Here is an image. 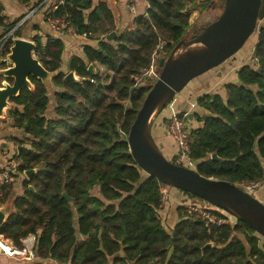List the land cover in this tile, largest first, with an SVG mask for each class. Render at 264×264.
<instances>
[{"label": "trees", "instance_id": "obj_1", "mask_svg": "<svg viewBox=\"0 0 264 264\" xmlns=\"http://www.w3.org/2000/svg\"><path fill=\"white\" fill-rule=\"evenodd\" d=\"M17 1L27 6L32 0ZM49 1L36 4L45 7ZM81 1L63 0L47 15L66 18L76 34L98 42L97 48L83 46V57L72 56L67 71L62 69L64 41L43 37L41 27H33L34 58L56 76L51 90L31 77L34 89H22L10 100L16 109L6 119L22 134L12 141L23 147L14 157L22 161V172H37L23 182L21 195L14 194L0 235L18 247L34 235L39 264H264V238L239 220L209 226L181 205L178 222L168 229L162 218L168 201L162 189L168 187L139 167L129 147L131 127L156 83L144 80L156 52L163 49L160 60L167 59L192 27L191 13H211L214 0H146V13L134 19V29L117 31L111 43L106 38L113 26L101 31L113 24L111 11L105 4L93 7V1ZM23 17L10 24L0 17V42ZM26 26L30 23L20 26L15 38L24 36ZM98 32L104 37H93ZM11 39L0 59L9 55ZM254 58L255 67H242L238 82L225 86L226 99H198L209 115L205 120L198 116L203 125L190 132L189 167L208 179L264 183V26ZM92 64L104 71L89 72ZM70 72L78 82L66 80ZM177 117L188 122L183 113ZM213 154L222 162L212 160ZM208 206L205 210L218 216L227 214Z\"/></svg>", "mask_w": 264, "mask_h": 264}, {"label": "water", "instance_id": "obj_2", "mask_svg": "<svg viewBox=\"0 0 264 264\" xmlns=\"http://www.w3.org/2000/svg\"><path fill=\"white\" fill-rule=\"evenodd\" d=\"M221 8L222 13L217 20L207 26L193 25L170 56L160 60L161 73L131 127L129 147L136 163L149 176L169 189L193 195L226 212L264 238V202L258 196L230 182L208 179L195 169L170 162L158 148L151 128L154 115L164 111L191 81L234 58L264 19V0H222ZM98 14L101 17L100 11ZM116 37L117 33L113 31L106 42L111 43ZM35 49L34 42L17 38L12 41L6 59H0V64L7 66L0 69V77L13 79V84L5 83L0 87V120L7 118L9 110L16 109L10 102L11 98L17 97L22 89H34L31 77L39 79L48 90L53 86L56 75L34 58ZM89 72L96 73L94 64L90 65ZM66 80L79 81L74 72H70ZM207 117L204 115L203 119ZM22 148L19 146L18 151ZM211 158L222 162L216 154ZM36 172V169L26 171L27 179L30 180ZM63 196L71 201L67 194ZM12 210L13 203L0 208V231Z\"/></svg>", "mask_w": 264, "mask_h": 264}, {"label": "crops", "instance_id": "obj_3", "mask_svg": "<svg viewBox=\"0 0 264 264\" xmlns=\"http://www.w3.org/2000/svg\"><path fill=\"white\" fill-rule=\"evenodd\" d=\"M36 1L32 0L31 2ZM0 3H6V9L2 7L4 11V17H18L24 13V10L27 6L20 4L17 0H0ZM105 4L107 8L113 14V28L116 33L117 31L123 30H132L134 29L133 21L136 17L142 16L146 13L148 8L147 2L144 0V10L142 6H140L139 10L136 8L137 14H133L130 12V7L135 6V0H94L93 7H97L99 4ZM45 11H43L42 16H45ZM39 21V20H38ZM45 33L51 35L53 38L61 39L65 43V53H64V62L62 69L67 71L65 68L68 65L70 58L74 55L83 57V46L90 45L92 47L97 48L98 42L94 40H89L87 37L80 36L73 32H64L55 30L52 27L48 28ZM104 34L98 36L97 38H103ZM255 44L250 48V52L252 56H254ZM72 53V55H67V53ZM96 66V65H95ZM248 66L245 64V56L242 54L241 56H235L229 62H226L225 65H222L214 70L209 71L208 73L194 79L187 86L186 91H182L179 95L176 96L174 101L167 107L166 113L158 114L153 120L152 124V132L157 146L160 151L165 155V157H169L173 159L178 155V148L176 143L168 132V123L169 120L179 114H185L187 116L188 122L187 126L190 131L199 129L202 127V123H195L198 116L203 117L204 115H209V113L200 108L198 105V99L205 95H219L223 99H226V90L225 86L232 83L238 82L237 72L242 68ZM65 68V69H64ZM97 69V67H96ZM12 126L11 122L5 123L2 130H0V148L4 149L5 152L0 153V168L3 167L8 160L14 157V149L10 147L8 148L7 144L11 141V145L14 147L15 143L12 141L13 138L19 137V131ZM16 148V147H14ZM18 150V148H16ZM192 164V162H191ZM194 165V164H193ZM6 191V190H5ZM12 195L7 199L4 204L0 205V208L7 207L12 204L14 199V194L21 195L23 193V186L14 185L12 189ZM5 193V192H4ZM259 196L264 195V183L261 185L259 190ZM184 194L178 190H169V197L164 207V213H167L166 216L170 219V223L174 226L178 222V215L176 213V209L182 202H185L187 199H184ZM261 201H263V197H261ZM184 199V200H183ZM183 200V201H182ZM189 201V202H188ZM193 200H187L185 203H191ZM206 204V203H204ZM198 206L207 208V204L201 205L199 203ZM0 264H39L38 261H20L15 259H9L4 256H0Z\"/></svg>", "mask_w": 264, "mask_h": 264}, {"label": "built area", "instance_id": "obj_4", "mask_svg": "<svg viewBox=\"0 0 264 264\" xmlns=\"http://www.w3.org/2000/svg\"><path fill=\"white\" fill-rule=\"evenodd\" d=\"M63 3V0H61V4ZM130 12L133 14H137V10L135 6L130 7ZM49 23L51 27L55 30L64 32H73L74 29L70 23L69 20L66 18H54L49 17ZM26 20L21 22L18 26H22L25 23ZM16 29L13 31L15 32ZM84 37H87L86 35H83ZM12 39L13 36H12ZM6 37L0 42L2 43V47L0 48V57L1 52L4 48V45L7 43ZM254 67L258 63V60L254 58ZM158 78V75L156 74V67H155V60L150 68V70L147 73V76L145 77V80L147 79H154ZM168 132L173 137L176 146L178 148V155L176 157V163H182L184 161H190L188 158V155L190 153V130L187 127V123L177 116L171 118L169 125H168ZM16 155V154H15ZM14 155V156H15ZM22 165V161L17 160L15 157L8 160V162L0 168V200L2 199L5 190L10 187L11 185H21L22 183L27 179L26 173L22 172L20 170V167ZM180 165V164H178ZM262 183L256 182V183H241L237 186H239L244 191L248 192L251 195H254L260 188ZM23 186V184H22ZM162 194L164 197L167 196L166 191L162 189ZM183 207L186 208L187 212L190 214H196L201 217L203 221L206 222L209 226H224V225H235L236 219L226 214L225 216H218L209 210H205L204 207L198 206V205H183ZM36 244V237L34 235H30L27 238L22 240L21 247H16L14 243L6 238H4L2 235H0V256H4L9 259H15V260H27L32 261L36 259L34 248ZM50 264H64L63 262H60L58 260H52Z\"/></svg>", "mask_w": 264, "mask_h": 264}, {"label": "rangeland", "instance_id": "obj_5", "mask_svg": "<svg viewBox=\"0 0 264 264\" xmlns=\"http://www.w3.org/2000/svg\"><path fill=\"white\" fill-rule=\"evenodd\" d=\"M71 3H74V1L75 0H69ZM84 1H86V0H82L81 1V5H82V3H84ZM91 1H94V0H91ZM146 1V0H145ZM46 4V3H45ZM61 4V0H50L49 1V3L48 4H46V6L44 7L43 5H37L36 4V1H33V2H31L29 5H28V7H26V9L24 10V13L21 15V16H23L24 15V17H23V20L21 21V22H23L24 20H26L25 22H28V23H30V26H26V29L29 31H27V32H25V34H24V36L23 37H16L15 38V36H14V30L13 31H11L9 34H7L6 35V39H7V41H10V39L12 38V36H13V38L14 39H17V38H21V39H25V40H28V41H31V42H33L32 41V39H33V37H34V35H35V33L32 31L34 28V26L35 25H39L40 27H41V29H42V36L43 37H45V35H46V33H45V31L48 29V28H51V25H50V23H49V16H47L49 13H51V11H53L58 5H60ZM135 4H136V8L139 10V8H140V6H142V9L144 10V0H135ZM221 4H222V0H214V2H213V5H212V7H213V11L211 12V13H206V14H204V15H200V13L199 12H192L191 13V18H190V24H191V26H193V25H198V26H205L206 24H210V23H212V22H214L215 20H217L218 19V17L220 16V14L222 13V8H221ZM4 5H6V3H0V9H1V13H0V17H3V16H5L4 15V11H3V9H2V7H4V10L6 9V6H4ZM44 10H46L45 12H46V16H42V13H43V11ZM137 10V11H138ZM16 20V17H10L9 15L8 16H6V17H4V22H6L7 24H10V23H12V22H14ZM39 20V21H38ZM20 22V23H21ZM19 23V24H20ZM18 24V25H19ZM18 25L16 26V27H18ZM112 26H113V24L111 25V24H109V23H106L103 27H101V31H103V30H105V29H108V28H112ZM264 26V19L263 20H261L259 23H258V27H257V30H256V32H255V34L250 38V40L247 42V44L244 46V48L241 50V51H239V53L236 55V56H241L242 54L245 56V64H248V66H254V61H253V56H252V54H251V52L249 51L250 50V48L255 44V42L257 41V36L260 34V30H261V28ZM16 27L14 28V29H16ZM2 32H3V28L2 27H0V35L2 34ZM102 34H101V32H98V33H94L93 34V37H98V36H101ZM14 39H11L12 41L14 40ZM67 55L69 56V55H72V53H67ZM165 56V53H164V51H163V49H159L157 52H156V54H155V57H154V59H155V67H156V74L158 75V78H159V75H160V73H161V69L159 68V61H160V58H162V57H164ZM6 59V58H5ZM229 62V61H228ZM223 65H225V64H223ZM222 66V65H221ZM7 67V66H6ZM68 67V65H66V69H68L67 68ZM96 67H97V69H100L102 72L104 71V69H102V68H100L99 67V65L98 64H96ZM64 68V69H65ZM158 78L156 79V78H154V79H149V80H151V81H154V80H158ZM76 79H78V77L76 76ZM145 80V79H144ZM148 80V79H147ZM147 80H145V81H147ZM5 83H9V84H13V79H7V81H6V78H4V77H0V87L1 86H4V84ZM51 89H53V86H52V88ZM188 88L186 87L183 91H186ZM167 109H169V108H167ZM167 109H165L164 111H163V113H166L167 112ZM156 116H158V114H156V115H154V117L153 118H155ZM5 123H9V121H8V119H6V120H0V130H2L1 128H3V126L5 125ZM195 123H200L197 119H196V121H195ZM168 125H169V123H168ZM10 127H12V126H10ZM169 126H167V128H168ZM188 127V126H187ZM169 131V130H168ZM170 134V133H169ZM171 135V134H170ZM22 136V134H21V132L19 133V137H21ZM172 137V136H171ZM15 143V142H14ZM3 145H8V148L9 149H11L10 147H12L13 149H14V151H15V153H14V155L15 154H17V149L16 148H18L19 146H17V144L15 143V145H14V147H16V148H14L12 145H11V141L10 142H8L7 144H3ZM159 148V147H158ZM1 152H5V150L4 149H1L0 148V153ZM164 155V154H163ZM165 156V155H164ZM166 159H168L170 162H172V163H175L176 162V156L173 158V159H170L169 157H166ZM178 164H181V165H183V166H185V167H189L190 166V161H184V162H182V163H178ZM190 168V167H189ZM20 184H21V186H22V184H23V180H22V183L20 182ZM11 188H13L14 187V185H11L10 186ZM10 187H8V188H10ZM7 188V189H8ZM6 189V190H7ZM163 190H165L166 191V194H167V196L169 197V188H163ZM260 190V189H259ZM259 190L254 194V196H258L259 194ZM184 194V193H183ZM184 197H187V198H184V199H189V200H193L191 203H188V204H186L185 202L187 201H185V202H182L181 204H180V206L182 205H192V206H194V205H199V203L202 205H205L206 206V204H207V206L206 207H209L208 206V203L207 202H205V201H203V200H200V199H195V198H191V197H189V196H186L185 194H184ZM183 199V200H184ZM182 200V201H183ZM167 201V198L165 199V202ZM189 202V201H188ZM204 203H206V204H204ZM165 215H167V213H162V218H163V221L168 225H166L167 226V228L168 229H172V224L170 223V219L168 218V216H166L165 217ZM196 218H200L201 219V217L199 216V215H197V216H195ZM16 247H18V246H16ZM21 247V246H20ZM36 260V259H35ZM20 261H27V260H20ZM32 261H34V260H32Z\"/></svg>", "mask_w": 264, "mask_h": 264}, {"label": "flooded vegetation", "instance_id": "obj_6", "mask_svg": "<svg viewBox=\"0 0 264 264\" xmlns=\"http://www.w3.org/2000/svg\"><path fill=\"white\" fill-rule=\"evenodd\" d=\"M7 81V80H6Z\"/></svg>", "mask_w": 264, "mask_h": 264}]
</instances>
